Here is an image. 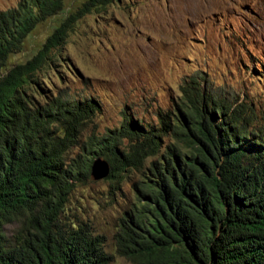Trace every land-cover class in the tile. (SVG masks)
Returning a JSON list of instances; mask_svg holds the SVG:
<instances>
[{
  "label": "trees",
  "instance_id": "16d2710c",
  "mask_svg": "<svg viewBox=\"0 0 264 264\" xmlns=\"http://www.w3.org/2000/svg\"><path fill=\"white\" fill-rule=\"evenodd\" d=\"M78 1L21 0L0 11V264H109L103 237L67 218L69 197L97 159L115 188L149 158L116 226V254L131 264H264V117L192 80L156 125L125 117L81 141L97 104L48 98L40 78L76 22L115 2ZM63 14L28 60L8 66L38 25Z\"/></svg>",
  "mask_w": 264,
  "mask_h": 264
},
{
  "label": "rangeland",
  "instance_id": "374dc122",
  "mask_svg": "<svg viewBox=\"0 0 264 264\" xmlns=\"http://www.w3.org/2000/svg\"><path fill=\"white\" fill-rule=\"evenodd\" d=\"M19 1L0 0V11ZM73 1L78 5L65 0V8ZM64 15L38 25L8 66L28 60ZM52 59L40 73L45 95L89 99L98 106L81 141L117 130L125 117L156 125L158 113L182 104L181 88L195 86L192 80L264 117V0H115L78 20ZM78 153L77 146L71 148L66 161ZM152 160L139 171L128 170L115 188L107 176L94 180L90 173L69 197L67 218L76 216L103 237L109 264H131L116 254L114 235ZM14 228L6 227V234Z\"/></svg>",
  "mask_w": 264,
  "mask_h": 264
},
{
  "label": "water",
  "instance_id": "95a60500",
  "mask_svg": "<svg viewBox=\"0 0 264 264\" xmlns=\"http://www.w3.org/2000/svg\"><path fill=\"white\" fill-rule=\"evenodd\" d=\"M109 173V166L107 162L97 159L93 162L91 167V176L94 180L104 179Z\"/></svg>",
  "mask_w": 264,
  "mask_h": 264
}]
</instances>
